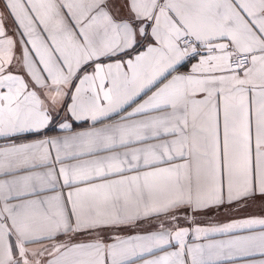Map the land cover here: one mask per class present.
Wrapping results in <instances>:
<instances>
[{
  "label": "snow or ice",
  "instance_id": "1",
  "mask_svg": "<svg viewBox=\"0 0 264 264\" xmlns=\"http://www.w3.org/2000/svg\"><path fill=\"white\" fill-rule=\"evenodd\" d=\"M0 264H264V0H0Z\"/></svg>",
  "mask_w": 264,
  "mask_h": 264
},
{
  "label": "crops",
  "instance_id": "2",
  "mask_svg": "<svg viewBox=\"0 0 264 264\" xmlns=\"http://www.w3.org/2000/svg\"><path fill=\"white\" fill-rule=\"evenodd\" d=\"M239 214H245V213H239ZM224 213L221 212L215 216H201L198 219L203 223V224H212L217 222L218 220H223ZM190 242H202V241H190Z\"/></svg>",
  "mask_w": 264,
  "mask_h": 264
}]
</instances>
